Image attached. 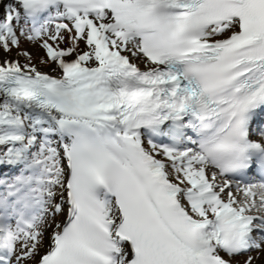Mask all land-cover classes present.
<instances>
[{
  "label": "snow or ice",
  "instance_id": "obj_1",
  "mask_svg": "<svg viewBox=\"0 0 264 264\" xmlns=\"http://www.w3.org/2000/svg\"><path fill=\"white\" fill-rule=\"evenodd\" d=\"M0 264H264V0H0Z\"/></svg>",
  "mask_w": 264,
  "mask_h": 264
},
{
  "label": "rangeland",
  "instance_id": "obj_2",
  "mask_svg": "<svg viewBox=\"0 0 264 264\" xmlns=\"http://www.w3.org/2000/svg\"><path fill=\"white\" fill-rule=\"evenodd\" d=\"M24 47L29 48V50L33 51V53H38L40 51L39 49L33 48L30 45H24Z\"/></svg>",
  "mask_w": 264,
  "mask_h": 264
}]
</instances>
